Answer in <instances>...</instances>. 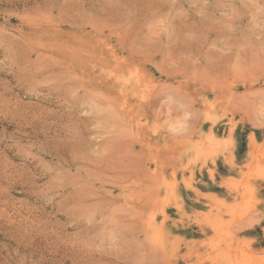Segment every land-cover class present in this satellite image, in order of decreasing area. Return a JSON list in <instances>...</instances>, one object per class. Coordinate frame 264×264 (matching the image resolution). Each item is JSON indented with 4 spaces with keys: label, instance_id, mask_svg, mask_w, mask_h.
<instances>
[{
    "label": "rangeland",
    "instance_id": "rangeland-1",
    "mask_svg": "<svg viewBox=\"0 0 264 264\" xmlns=\"http://www.w3.org/2000/svg\"><path fill=\"white\" fill-rule=\"evenodd\" d=\"M0 264H264V0H0Z\"/></svg>",
    "mask_w": 264,
    "mask_h": 264
},
{
    "label": "bare ground",
    "instance_id": "bare-ground-1",
    "mask_svg": "<svg viewBox=\"0 0 264 264\" xmlns=\"http://www.w3.org/2000/svg\"><path fill=\"white\" fill-rule=\"evenodd\" d=\"M211 142H214V141H216L215 140V138L213 137V136H210L209 138H208ZM163 224V223H162ZM155 232V231H154ZM154 238V237H153Z\"/></svg>",
    "mask_w": 264,
    "mask_h": 264
}]
</instances>
